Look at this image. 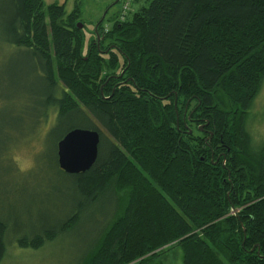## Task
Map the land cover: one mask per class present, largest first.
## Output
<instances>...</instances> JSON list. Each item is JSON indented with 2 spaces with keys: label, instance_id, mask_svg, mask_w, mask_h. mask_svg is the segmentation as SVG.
<instances>
[{
  "label": "trees",
  "instance_id": "trees-1",
  "mask_svg": "<svg viewBox=\"0 0 264 264\" xmlns=\"http://www.w3.org/2000/svg\"><path fill=\"white\" fill-rule=\"evenodd\" d=\"M84 1L67 12L0 0V42L34 76L33 125L55 115L45 135L70 186L52 227L25 234L0 219V263L8 237L40 249L107 201L78 264H164L175 250L181 264H264V140L246 129L264 81V0H144L107 19L112 0L88 40ZM74 129L98 133V154L67 175L56 144Z\"/></svg>",
  "mask_w": 264,
  "mask_h": 264
},
{
  "label": "rangeland",
  "instance_id": "rangeland-1",
  "mask_svg": "<svg viewBox=\"0 0 264 264\" xmlns=\"http://www.w3.org/2000/svg\"><path fill=\"white\" fill-rule=\"evenodd\" d=\"M74 1L43 0L45 5L65 3L67 12L73 9ZM111 2L84 1L82 21L78 23L85 26L86 40L92 37L96 22ZM144 4V0L132 2L130 10L137 11ZM119 5L109 7L112 9L107 19ZM25 61L21 51L0 42V219L22 233L32 234L65 219L70 206V186L55 164L57 136L45 135L55 115L50 113L46 124L33 125L31 121L30 117L37 114L32 109L31 98L37 85L32 73L25 69ZM246 129L253 145L264 140V81L249 110ZM109 204L101 201L82 216L73 230L37 250L18 248L14 236L8 237L0 264L80 263L81 255L108 220L112 209ZM163 261L164 264H181L180 250L168 253Z\"/></svg>",
  "mask_w": 264,
  "mask_h": 264
},
{
  "label": "water",
  "instance_id": "water-1",
  "mask_svg": "<svg viewBox=\"0 0 264 264\" xmlns=\"http://www.w3.org/2000/svg\"><path fill=\"white\" fill-rule=\"evenodd\" d=\"M117 3L118 0H115L111 6H115ZM104 16L105 13L101 20ZM97 26L98 24L94 27V31ZM77 27L81 29L82 24L77 23ZM201 129L200 127L199 130L201 131ZM98 144L99 135L95 131L74 129L68 132L56 144L58 168L67 175H77L88 171L96 161Z\"/></svg>",
  "mask_w": 264,
  "mask_h": 264
},
{
  "label": "built area",
  "instance_id": "built-area-1",
  "mask_svg": "<svg viewBox=\"0 0 264 264\" xmlns=\"http://www.w3.org/2000/svg\"><path fill=\"white\" fill-rule=\"evenodd\" d=\"M132 1L133 0H120L121 19L129 12Z\"/></svg>",
  "mask_w": 264,
  "mask_h": 264
},
{
  "label": "flooded vegetation",
  "instance_id": "flooded-vegetation-1",
  "mask_svg": "<svg viewBox=\"0 0 264 264\" xmlns=\"http://www.w3.org/2000/svg\"><path fill=\"white\" fill-rule=\"evenodd\" d=\"M115 76V78L117 79L116 85H124L127 82V79L123 78V76Z\"/></svg>",
  "mask_w": 264,
  "mask_h": 264
},
{
  "label": "bare ground",
  "instance_id": "bare-ground-1",
  "mask_svg": "<svg viewBox=\"0 0 264 264\" xmlns=\"http://www.w3.org/2000/svg\"><path fill=\"white\" fill-rule=\"evenodd\" d=\"M60 170V169H59Z\"/></svg>",
  "mask_w": 264,
  "mask_h": 264
}]
</instances>
